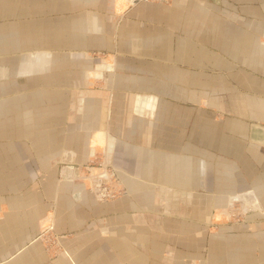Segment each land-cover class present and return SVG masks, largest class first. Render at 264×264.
<instances>
[{"label":"crops","instance_id":"0c3cea01","mask_svg":"<svg viewBox=\"0 0 264 264\" xmlns=\"http://www.w3.org/2000/svg\"><path fill=\"white\" fill-rule=\"evenodd\" d=\"M59 54L33 92L0 93V264H264V0H54ZM98 153L114 201L78 178ZM235 203L241 222L216 221Z\"/></svg>","mask_w":264,"mask_h":264},{"label":"rangeland","instance_id":"374dc122","mask_svg":"<svg viewBox=\"0 0 264 264\" xmlns=\"http://www.w3.org/2000/svg\"><path fill=\"white\" fill-rule=\"evenodd\" d=\"M129 4H131L130 0ZM2 24L6 32H1L4 34L0 36V68L3 70L2 73L0 71V93H8L14 89L17 90L18 86L21 89L27 88V92H33L36 80L32 78L41 76V74L46 72L54 73V61L66 64L72 63L71 61H73V59L74 61H93L92 59L98 61L100 59L99 56L94 53L80 54L78 55L79 57L73 59L70 56L68 57L67 54L54 55V0H0V25ZM42 52L50 54L48 62L45 64V68L41 67L44 63L35 62L36 64L33 71L28 73L30 75L26 76L27 79L31 80L17 82V80L24 79L20 78L16 79L18 85H9L8 83L2 84L4 80L1 79L10 78L12 80L15 77H19V64L27 61L30 54ZM75 72H78V70H75ZM107 74V72L106 75L102 72V77H109ZM37 88H42V86H37ZM43 88L50 89L51 87ZM103 166L106 167L105 170H107V172L110 171L115 175L114 179L116 181L114 182L119 185L118 188L124 193V186L120 183L118 178V173H120V171L116 169L113 163L111 164L108 162L105 155L100 153L94 154L87 164L77 167L78 178L82 183L87 184V189L89 191L91 189L90 183L86 177L103 172ZM240 168L241 167H239V169ZM221 177L223 176L221 175ZM114 182L109 181L107 186L114 189ZM220 183L222 189H226L227 184L225 182ZM90 194L93 196L91 192ZM121 196L122 194L105 201H99L96 197H93L96 202L104 203L114 201ZM217 215L216 221L218 220V222L221 223H232L241 222L243 213L240 206L235 203L233 208L228 207L220 209ZM50 226H52L51 232L48 230ZM60 237L61 236L53 231L52 222L49 220L42 224L37 239L42 243L48 256L56 258L63 251L59 242ZM46 248L48 251H46Z\"/></svg>","mask_w":264,"mask_h":264},{"label":"built area","instance_id":"2783aa9c","mask_svg":"<svg viewBox=\"0 0 264 264\" xmlns=\"http://www.w3.org/2000/svg\"><path fill=\"white\" fill-rule=\"evenodd\" d=\"M133 1V0H130ZM137 2H149V1H158V0H135ZM104 169L102 170L103 172L95 174V175H90L86 177L89 180L90 183V192L93 194L94 197H96L99 201H105L107 199H113L121 194H123V191H121L118 186L114 181L115 175L111 173L110 171L107 172L106 167L103 166ZM113 181L115 184V188H109L108 182ZM112 185V184H111ZM49 221V220H48ZM48 230L51 232L52 231V226L48 228ZM42 237V236H41ZM46 251L48 249L46 248Z\"/></svg>","mask_w":264,"mask_h":264},{"label":"water","instance_id":"95a60500","mask_svg":"<svg viewBox=\"0 0 264 264\" xmlns=\"http://www.w3.org/2000/svg\"><path fill=\"white\" fill-rule=\"evenodd\" d=\"M137 1H131V4H136ZM249 141L258 146L264 147V126L258 125L256 123L250 124L249 129Z\"/></svg>","mask_w":264,"mask_h":264}]
</instances>
